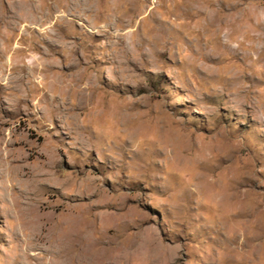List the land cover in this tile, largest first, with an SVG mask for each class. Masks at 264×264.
<instances>
[{
	"label": "rangeland",
	"instance_id": "1",
	"mask_svg": "<svg viewBox=\"0 0 264 264\" xmlns=\"http://www.w3.org/2000/svg\"><path fill=\"white\" fill-rule=\"evenodd\" d=\"M0 264H264V0H0Z\"/></svg>",
	"mask_w": 264,
	"mask_h": 264
}]
</instances>
